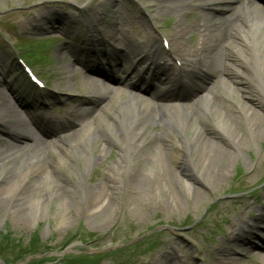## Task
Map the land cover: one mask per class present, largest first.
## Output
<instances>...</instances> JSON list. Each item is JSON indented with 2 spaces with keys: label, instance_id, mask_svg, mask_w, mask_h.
I'll return each mask as SVG.
<instances>
[{
  "label": "bare ground",
  "instance_id": "bare-ground-1",
  "mask_svg": "<svg viewBox=\"0 0 264 264\" xmlns=\"http://www.w3.org/2000/svg\"><path fill=\"white\" fill-rule=\"evenodd\" d=\"M105 3L103 1L100 6ZM148 3L154 9L147 16L148 23L159 14L175 15L172 30L162 33L173 63L165 60L157 46V38L151 35L143 41L135 38L139 36V28L133 27L121 12L105 22L109 28L106 33L100 23L103 17L95 10L91 29L101 35L106 45L120 42L129 49L130 55L119 52L105 57V62L99 65H93V60H80L85 64L83 70L72 71V74L84 89L81 99L75 103L71 91L60 80L59 84L54 83L55 91L64 94L62 101L74 103L68 118L56 122L55 115L47 114L45 105L36 110L32 102L11 90L12 83L4 80L11 91L10 96L0 92V213L4 211L19 222H23L25 215L33 220L37 218L28 215L40 217L43 213L40 218L43 219L46 204L65 202L67 192L77 187L85 194L86 205L78 208L85 216L84 224H109L114 210V199L109 196L113 193L112 186L117 173L131 161L141 170L137 174L129 170L123 178L122 199L129 215L150 208L183 213L199 206L206 194L195 188L191 203L187 207L182 205L173 175L184 186L195 182L206 193L213 192L228 176L235 158L232 150L249 153V140L243 135L256 140L264 134V0H148ZM190 6L209 11L212 7L222 9L226 15L192 12L187 10ZM45 15L46 12L40 11L34 16L43 23H51L42 26L44 31L52 30V34L55 30L72 31L69 25L66 29L54 26L52 20L60 22L62 16L55 19L56 16L48 18ZM74 20L72 15L65 19L66 23ZM194 35L196 40L185 45L184 40ZM99 42L92 37L90 44ZM135 56L141 58L140 62H155L162 57V66L151 62L144 73L158 80L161 87H153L143 76H136L135 69L129 66ZM112 62L114 65L103 75V70L97 66ZM96 72L99 77L90 74ZM139 77L145 82L135 80ZM162 77H166L167 83L176 78L179 85L168 86ZM106 84L118 88L114 97L120 101L105 96ZM219 86L223 89L215 92ZM131 92L133 100L128 96ZM201 92L205 95L198 96ZM152 102L160 105L154 106ZM206 117L213 118L211 126L196 127L190 140L172 138V133L182 136L194 123ZM240 121L242 124L238 125ZM67 123L70 126L66 127ZM151 128L157 130L152 132ZM111 149L116 151L112 162L91 178L90 172ZM145 151L152 152L151 159H145ZM262 154L264 158V147ZM71 165L75 166V171L68 170ZM251 173L243 177L244 183L255 177L253 171ZM72 178L88 180L89 184L81 188L77 182L70 183ZM157 186H164L168 192L156 193ZM70 200L63 209L49 206V218L62 224L68 212L77 209ZM232 210L237 218L226 220L220 228L223 238L220 244L226 248L216 251L213 262L239 264V261L228 262L223 258L227 253L239 252L253 253L260 259L259 264H264V235L260 236L262 239L250 237L264 228V203L238 204ZM70 219L68 216L66 220ZM239 241L245 244H238Z\"/></svg>",
  "mask_w": 264,
  "mask_h": 264
},
{
  "label": "rangeland",
  "instance_id": "rangeland-1",
  "mask_svg": "<svg viewBox=\"0 0 264 264\" xmlns=\"http://www.w3.org/2000/svg\"><path fill=\"white\" fill-rule=\"evenodd\" d=\"M103 1L107 2L106 5L100 6ZM148 4V0H115L113 3L108 0H0V92L9 96V90L3 83L4 79L12 84L15 82L16 91L27 101L32 102L36 110L45 105L47 114L56 116V122L65 119L72 104L81 99L83 94L84 88L73 76L72 71L78 72L83 69L79 60L84 61L88 58L84 54L93 55L104 51L117 54L121 51V54L123 52L130 55L129 49L120 42L111 44L109 47L104 45L93 47L90 44L91 35L96 34L89 29L92 25V12L95 10L103 17L100 23L104 26L106 33L109 32V28H106L105 22L111 21V17L121 12L133 27L139 28V36L135 38L139 41H143L150 35L157 38V45L164 53L165 60L171 63L167 53L168 43L164 41L162 33L172 30L175 15L159 14L148 23L147 16L154 10ZM209 9L212 10L193 9L190 6L187 10L220 17L226 15L221 11L222 9L220 11L213 7ZM40 11L43 14L46 12L45 17L48 18L56 16V19L59 18L58 15L62 16L63 20L60 22L52 20L55 23L54 26L65 28L69 25L73 27V34L68 35L66 33L68 30L60 32L55 30L53 34L52 30L49 33L44 31L43 27L51 23H43L42 19L40 21V18L34 17L40 14ZM68 15L74 16L75 20L72 23H66L65 19ZM196 37L194 35L193 39L186 38L184 44H191ZM97 38L100 40L99 36ZM146 50L149 51V49ZM57 56H61L60 60ZM18 58L23 59L32 72L40 78L45 85L44 89L28 94L24 92V89L29 90L22 86L24 84L16 83L20 82L19 78L22 75ZM161 58L156 60V62L160 61V65L163 64ZM140 59L136 56L131 58L129 66L135 69L136 74L143 75L149 63L155 62L153 60L139 62ZM89 67L92 66L89 65ZM64 68L71 69V72ZM144 77L146 81L149 80L147 73ZM59 80L71 91L74 103L63 102L64 94L55 91L54 83L59 84ZM198 82L202 83V81ZM158 86L161 87L159 84ZM230 86L234 87L232 84ZM221 89L223 86L215 88V92ZM204 93L201 92L198 96L205 95ZM235 93L238 94L237 91ZM213 121V118L206 117L194 123L182 136L172 133V138L176 141H188L194 137L196 127L209 128ZM240 122L238 125L242 124V121ZM65 126H70V123ZM150 130L153 132L157 129ZM243 137L249 140V153L232 150L235 158L231 162L228 176L213 192L206 193L202 186L195 182L189 187L184 186L178 177L173 175L174 186L181 193L179 196L182 205L187 207L191 203L190 197L195 188L206 194L199 206L183 213L162 212L156 208H150L148 211L129 215L131 213L124 208L122 199L123 178L129 170L135 174L140 173L141 170V167L132 161L117 173L118 179L116 177V182L112 186L113 193L109 196L114 199V210L111 212L113 219L109 224L103 226L84 224L85 216L78 212V208L81 209L86 205L85 194L78 191L77 187L72 192H67L68 200L70 198L77 209L75 212L70 210L67 217H61L64 218L62 224L57 219L49 218L48 207L63 209L67 206L68 200L46 204L43 209L45 215L43 219H40L43 213L40 217L28 215V217L37 218L33 220L25 215L23 222H19L13 216L4 211L1 212L0 264H85L89 262H92L91 264H215L213 259L214 256L216 258V251L226 248L220 244L223 242L220 228L224 226L226 220L232 221L237 218L236 212L232 210L233 206L264 203L262 154L264 134L256 140H250L247 134ZM115 152L111 149L98 167H95L93 172L90 170L91 178H95L97 172L106 169L114 159ZM143 154L148 160L153 155L151 151H145ZM68 168L69 171H75L73 165ZM252 171L255 177L244 183L243 177L246 174L252 175ZM72 182H77L81 188L89 184L88 180L75 181L73 178L70 183ZM155 191L156 193L168 192L164 186H157ZM217 209L219 211L216 212ZM68 216L70 220H66ZM260 230L261 233L255 231L250 237L257 236L262 239L260 236L264 235V228ZM242 242L244 241H239L238 244L244 245L245 243ZM252 254L244 255L237 252L235 255H229L227 253L223 258L228 262L239 261V264H259L260 259Z\"/></svg>",
  "mask_w": 264,
  "mask_h": 264
}]
</instances>
